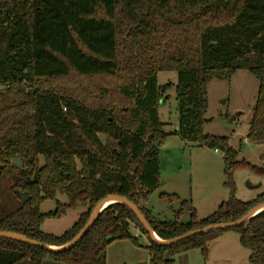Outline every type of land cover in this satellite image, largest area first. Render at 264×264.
Masks as SVG:
<instances>
[{
	"label": "trees",
	"instance_id": "obj_1",
	"mask_svg": "<svg viewBox=\"0 0 264 264\" xmlns=\"http://www.w3.org/2000/svg\"><path fill=\"white\" fill-rule=\"evenodd\" d=\"M239 69L259 79L247 138L261 142L264 0H0V231L66 245L109 194L140 207L162 239L241 219L264 203V192L239 199L234 172L249 167L263 175L264 168L240 160L228 136L204 132L208 83ZM161 71L178 73L175 134L224 152L229 196L205 218L188 200L181 207L191 211L187 222L161 219L144 206L161 186L160 147L169 134L160 106L172 85L158 83ZM17 157L23 166L14 164ZM47 200L57 203L55 211H41ZM78 205L86 210L65 232L43 231L47 218ZM132 226L150 239V264H174L176 255L195 248L207 257L211 237L227 229L239 232L250 264H264V209L235 226L164 245L122 202L108 205L63 250L0 236V264H106L112 241L141 246Z\"/></svg>",
	"mask_w": 264,
	"mask_h": 264
},
{
	"label": "rangeland",
	"instance_id": "obj_2",
	"mask_svg": "<svg viewBox=\"0 0 264 264\" xmlns=\"http://www.w3.org/2000/svg\"><path fill=\"white\" fill-rule=\"evenodd\" d=\"M178 82L177 71H161L158 73V83L160 85L171 84L167 90L168 99L160 106V117L165 123V131L169 133L160 147V163L162 179L167 180V184L160 186L150 194L145 202V207L154 212L162 219L182 222L189 221L190 211L181 212L182 202L191 201L199 217L205 218L213 213L222 201L229 196L230 189L225 183L224 152L215 151L207 146H199L194 142L182 140L175 134L178 125V108L176 99V84ZM259 90V79L247 69L237 70L231 78H214L208 83V109L204 124V132L212 135H226L230 144L238 150V158L245 159L252 164L264 168L262 157L264 155V143L252 142L246 138L252 110L255 106ZM104 142L109 143L106 136L101 134ZM43 162V159H42ZM236 186V196L243 200L255 198L264 192V174L260 175L249 167H241L234 172ZM177 195L172 199L161 196L162 193ZM61 203L67 202L65 195L57 196ZM57 203L54 200H47L41 206V211L47 213L55 211ZM86 207L78 205L75 209H70L60 218H48L45 221L44 229L52 231L58 235L65 232L79 219ZM131 233L135 234V228L131 227ZM235 231V230H234ZM238 234V232L235 231ZM212 234H209V237ZM140 243L145 241V236L139 237ZM128 241V240H127ZM134 244L133 242H125ZM135 245V244H134ZM243 245V244H242ZM138 247L137 245H135ZM242 251L236 248L233 250H223L220 255L221 261L217 264H224L230 256H235L232 264L238 260V264H250L248 255L250 249L241 246ZM138 249V257L142 256L143 261L149 260V253L144 248ZM217 248L216 254H219ZM234 251L235 255L232 254ZM211 263L212 260H211ZM228 263V262H227ZM229 264V263H228Z\"/></svg>",
	"mask_w": 264,
	"mask_h": 264
},
{
	"label": "crops",
	"instance_id": "obj_3",
	"mask_svg": "<svg viewBox=\"0 0 264 264\" xmlns=\"http://www.w3.org/2000/svg\"><path fill=\"white\" fill-rule=\"evenodd\" d=\"M246 136H247V133H246ZM263 143H264V141H263ZM214 150L218 151L216 149H214ZM261 159L264 162V155ZM161 179H162V170H161ZM164 184L165 185L167 184V180L162 179L161 186H163ZM174 194H176V193H174ZM241 200H243V199H241ZM249 200H252V199H249ZM249 200H243V201H249ZM144 206H145V203H144ZM190 218H191V211H190ZM190 218H189V220H190ZM198 218H201V217L198 216ZM45 221L42 225L43 231H45L47 233H54L52 231H47L44 229ZM132 227L135 228L136 236H138V237L145 236V238H147L145 241L148 240V242L141 243V246L136 247L134 244H131V243H128V245H127V243H125V242H131L128 239L112 241L109 244L108 249H107V263L106 264H150L151 255H150L149 250L145 247L146 245H148L150 243V239L146 234H142L140 232L139 228H137L135 226H132ZM54 234H56V233H54ZM232 246H233V248H236L238 250V252L242 251L241 246H243V245L240 242L239 232L237 234V233H235L234 230L227 229V230L221 231L220 233H217L216 235L211 237V239L208 242V256L207 257H204L200 248L190 249L188 251H185V252H182V253L176 255L174 257L175 258L174 264H217L218 262L221 261L220 257H222V255L224 254L223 253L222 255H220V253L223 250H227V249L233 250V249H231ZM136 248H144L145 250H147L149 253V255H148L149 260L143 261L142 256L138 257V255H137L138 249H136ZM217 248L222 249L221 251L219 250L218 255L216 254ZM232 254L235 255L234 251L232 252ZM249 255H248V260H249ZM233 258L237 259V258H235V256L234 257L230 256L229 259H227V262L229 264H232ZM211 260L213 263H211ZM223 262H224V264H228L226 261H223ZM235 262H236L235 264H238V260H236ZM241 264H246V263L244 262Z\"/></svg>",
	"mask_w": 264,
	"mask_h": 264
},
{
	"label": "water",
	"instance_id": "obj_4",
	"mask_svg": "<svg viewBox=\"0 0 264 264\" xmlns=\"http://www.w3.org/2000/svg\"><path fill=\"white\" fill-rule=\"evenodd\" d=\"M14 164L18 165V166H23V162L21 160V158L17 157L14 160ZM26 195L22 196V199H26ZM115 202H122L125 203L126 205H128L134 212L135 214L138 216L140 222L142 223V225L144 226V228L147 230V232L149 233L150 237L159 242L162 243L164 245H170L176 242H179L181 240H184L186 238H189L191 236L197 235V234H201V233H206L212 230H220V229H225L228 227H232L235 226L237 224L243 223L245 221H247L250 217H252L253 215L257 214L258 212H260L261 210L264 209V203L258 204L256 206H254L252 209H250L241 219L234 221V222H222V223H215V224H211V225H207L201 228H197L191 231H188L180 236H177L175 238L172 239H162L160 238L153 230L152 226L150 225L149 221L147 220V218L145 217V215L142 213V211L140 210V207H138L136 204H134L132 201H130L128 198L121 196V195H117V194H109L106 197L102 198L95 206L90 219L88 221V223L84 226V228L76 235V237L69 243H67L66 245L63 246H57L56 248L54 247L55 245H51V244H47V243H43L40 242L38 240H34V239H29L27 238L25 235L23 234H19V233H14V232H8V231H0V236H4V237H11V238H16L19 240H23L26 242H29L33 245L36 246H40V247H44L46 249H49L51 251H59V250H63L69 246H71L72 244H74L75 242H77L80 238H82L84 236V234L86 233L87 229L91 226V224L95 221V219L98 217V215L111 203H115ZM262 208V209H259ZM43 264H64V263H60V262H56L54 260H50L47 259L43 262Z\"/></svg>",
	"mask_w": 264,
	"mask_h": 264
},
{
	"label": "bare ground",
	"instance_id": "obj_5",
	"mask_svg": "<svg viewBox=\"0 0 264 264\" xmlns=\"http://www.w3.org/2000/svg\"><path fill=\"white\" fill-rule=\"evenodd\" d=\"M259 209H262V208H259ZM55 248L57 247V246H54Z\"/></svg>",
	"mask_w": 264,
	"mask_h": 264
}]
</instances>
